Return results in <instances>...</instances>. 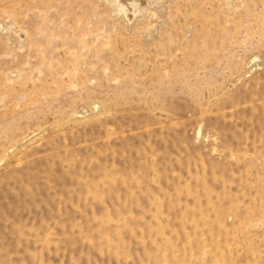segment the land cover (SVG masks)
I'll return each mask as SVG.
<instances>
[{"label":"rangeland","instance_id":"374dc122","mask_svg":"<svg viewBox=\"0 0 264 264\" xmlns=\"http://www.w3.org/2000/svg\"><path fill=\"white\" fill-rule=\"evenodd\" d=\"M0 0V264H264V0Z\"/></svg>","mask_w":264,"mask_h":264},{"label":"bare ground","instance_id":"6f19581e","mask_svg":"<svg viewBox=\"0 0 264 264\" xmlns=\"http://www.w3.org/2000/svg\"><path fill=\"white\" fill-rule=\"evenodd\" d=\"M132 0H117V2L119 3V7L120 9H123V11H125V15L127 16L128 19L131 18V8H130V2ZM139 2H142L143 0H137Z\"/></svg>","mask_w":264,"mask_h":264}]
</instances>
